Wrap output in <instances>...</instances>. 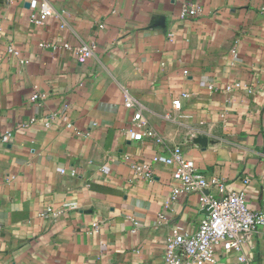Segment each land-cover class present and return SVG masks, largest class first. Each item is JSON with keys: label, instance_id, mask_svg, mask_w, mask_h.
I'll list each match as a JSON object with an SVG mask.
<instances>
[{"label": "crops", "instance_id": "1", "mask_svg": "<svg viewBox=\"0 0 264 264\" xmlns=\"http://www.w3.org/2000/svg\"><path fill=\"white\" fill-rule=\"evenodd\" d=\"M32 1L0 0V264H165L172 228L194 233L209 212L198 192L172 200L174 167L135 175L168 153L156 136L229 189L248 178L261 207L264 0H49L43 25ZM83 44L96 48L80 63ZM138 109L155 137L127 133ZM246 252L264 264L260 232ZM236 258L218 247L207 264Z\"/></svg>", "mask_w": 264, "mask_h": 264}, {"label": "built area", "instance_id": "2", "mask_svg": "<svg viewBox=\"0 0 264 264\" xmlns=\"http://www.w3.org/2000/svg\"><path fill=\"white\" fill-rule=\"evenodd\" d=\"M31 4L35 9L31 15V20L36 25H43L48 17L54 13V8L49 0H33ZM199 12L198 7L190 4L184 9L183 15L196 17ZM44 46L53 49H72L68 42L59 47L56 44H45ZM95 48V44H83L77 48L75 52L78 61L80 63L87 62L94 55ZM7 50L9 54L20 55V51L13 44H9ZM241 86L242 83L237 82L228 85L226 89L230 90ZM187 95L186 92L182 94L183 97ZM40 97L38 93H35L32 99L38 100ZM173 102L176 109L182 108L181 98H177ZM126 106L135 107V102L131 97L126 100ZM68 126L72 127L73 125L68 123ZM127 133L137 141H142L146 137H155L140 109L135 111ZM11 135V131H7L2 139L9 141ZM155 139L168 150V153L165 156L157 154L152 161L134 163L135 175L140 179L152 181L155 175V166L158 163L162 162L172 166L174 167V178L181 182L179 186L174 188L172 200L185 193L198 192L201 193L203 206L211 205L212 207V211L201 220L196 232L188 233L181 225L172 228L165 246V264L215 263L218 247L227 251H234L237 255L235 264H251L246 247L253 245L255 233L260 232L264 244V199L260 208L253 209L250 206L247 190L250 180L244 179V187L241 189H229L224 179L217 176L208 177L201 173L195 161L186 155L180 145L170 147L161 137L156 136ZM76 173L75 169L71 171L73 175ZM50 213L56 214L52 210ZM98 226V223H95V227Z\"/></svg>", "mask_w": 264, "mask_h": 264}, {"label": "water", "instance_id": "3", "mask_svg": "<svg viewBox=\"0 0 264 264\" xmlns=\"http://www.w3.org/2000/svg\"><path fill=\"white\" fill-rule=\"evenodd\" d=\"M206 210H208V212L210 213V212L212 211V207H211V205H207V206H206ZM209 213H208V214H209Z\"/></svg>", "mask_w": 264, "mask_h": 264}]
</instances>
